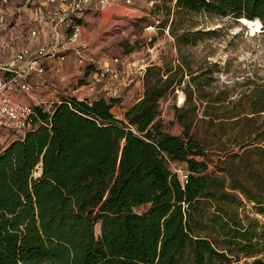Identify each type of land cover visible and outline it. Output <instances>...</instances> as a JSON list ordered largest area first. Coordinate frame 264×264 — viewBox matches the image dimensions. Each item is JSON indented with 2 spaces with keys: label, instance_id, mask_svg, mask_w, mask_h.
Segmentation results:
<instances>
[{
  "label": "trees",
  "instance_id": "1",
  "mask_svg": "<svg viewBox=\"0 0 264 264\" xmlns=\"http://www.w3.org/2000/svg\"><path fill=\"white\" fill-rule=\"evenodd\" d=\"M136 12L117 15L160 18L178 56L145 66L122 117L119 96L63 98L0 148V264H264V82L233 99L218 63L193 66L184 50L208 33L201 15L264 28V0H158ZM176 88L178 133L159 104Z\"/></svg>",
  "mask_w": 264,
  "mask_h": 264
},
{
  "label": "built area",
  "instance_id": "2",
  "mask_svg": "<svg viewBox=\"0 0 264 264\" xmlns=\"http://www.w3.org/2000/svg\"><path fill=\"white\" fill-rule=\"evenodd\" d=\"M134 1L44 0L36 25L30 30L34 42L4 53L0 47V126L11 129L12 136L21 137L34 126L37 108L51 112L58 102L71 96L87 99L99 95L122 97V92L141 76L144 67L140 65L131 70L125 57L128 54L88 51L82 20L96 11L122 7L134 10ZM156 1L149 0V3L152 5ZM5 21L4 7L0 6V31L4 29ZM159 22L160 18L154 17L145 29L156 27ZM164 31L173 39L168 33V24ZM68 54L73 56V67L66 72ZM146 63L148 61L143 65ZM50 75L52 77L48 79ZM54 75L58 82L53 79ZM41 87L45 92L39 91ZM175 91L180 92L176 103L181 105L182 90L176 88ZM11 92L26 94L29 98L26 101L15 99ZM178 170L184 179L187 174Z\"/></svg>",
  "mask_w": 264,
  "mask_h": 264
},
{
  "label": "rangeland",
  "instance_id": "3",
  "mask_svg": "<svg viewBox=\"0 0 264 264\" xmlns=\"http://www.w3.org/2000/svg\"><path fill=\"white\" fill-rule=\"evenodd\" d=\"M42 2L44 0L8 1L4 8L6 18L4 29L0 32V43L5 49L11 51L34 42L30 35V30L34 26L30 22V10L33 6L36 15H39V4ZM150 6L149 0L134 1L136 14H139L141 10H147ZM128 9L130 8L122 7L104 10L100 14H90L87 17L83 34L89 43L88 51L92 53L108 51L123 56L120 53H123L124 48L136 39L137 47L125 56L131 70L139 68L140 65L145 68L154 60L162 61V63L164 60L172 61L173 57L178 56L179 52L176 48L174 49L173 39L165 31L160 32L157 27L145 29L146 19L117 15V13L126 12ZM198 27L208 31L206 37L184 50L192 54L193 66L199 62L205 64L206 60L218 63L219 71L215 73L217 83L229 86L231 98L236 99L241 90H249L257 83L264 82V28L251 33L249 26L244 24L241 19L234 20L227 16L214 15L199 16ZM152 35H155V38L150 43L148 36ZM148 47L151 49H147ZM147 61L148 63L143 65ZM51 77L50 75L47 78ZM53 79L58 82L56 75ZM43 88H39V91H44ZM174 92V95L170 93L160 99V117L166 129L178 133L181 130V125L174 118L173 102L177 104L176 99L180 92ZM11 94L15 99L26 101L29 98L26 94L17 92H11ZM125 94L126 90L122 92V96ZM262 115H264V111H262ZM198 125L203 133L206 124L198 122ZM12 134L11 129L0 126V148L13 138ZM217 152H212L211 156L215 157ZM144 207L145 205H142L138 209L142 210ZM246 207L249 208L250 205L247 204ZM95 233H99V223L95 226ZM239 264H243V261H240Z\"/></svg>",
  "mask_w": 264,
  "mask_h": 264
},
{
  "label": "crops",
  "instance_id": "4",
  "mask_svg": "<svg viewBox=\"0 0 264 264\" xmlns=\"http://www.w3.org/2000/svg\"><path fill=\"white\" fill-rule=\"evenodd\" d=\"M66 62H68V64H65V71L67 72L70 71L73 67V56L71 54L67 55ZM142 93L143 81L142 77L138 76L136 81H134L126 90V94L122 96L120 103L118 105L112 106V112L116 116L122 117L126 107L133 103L135 100H137L139 97H141Z\"/></svg>",
  "mask_w": 264,
  "mask_h": 264
},
{
  "label": "bare ground",
  "instance_id": "5",
  "mask_svg": "<svg viewBox=\"0 0 264 264\" xmlns=\"http://www.w3.org/2000/svg\"><path fill=\"white\" fill-rule=\"evenodd\" d=\"M241 21L244 23V24H246V25H248L249 26V28H250V32L251 33H254L255 31H258V30H260L261 28H262V23H261V21L260 20H246V19H241Z\"/></svg>",
  "mask_w": 264,
  "mask_h": 264
},
{
  "label": "water",
  "instance_id": "6",
  "mask_svg": "<svg viewBox=\"0 0 264 264\" xmlns=\"http://www.w3.org/2000/svg\"><path fill=\"white\" fill-rule=\"evenodd\" d=\"M238 20H240V19H238Z\"/></svg>",
  "mask_w": 264,
  "mask_h": 264
}]
</instances>
